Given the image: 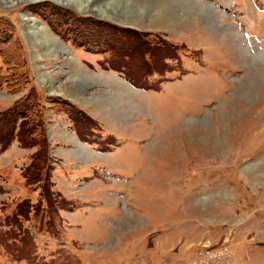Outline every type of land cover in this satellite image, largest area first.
Segmentation results:
<instances>
[{
    "label": "rangeland",
    "instance_id": "1",
    "mask_svg": "<svg viewBox=\"0 0 264 264\" xmlns=\"http://www.w3.org/2000/svg\"><path fill=\"white\" fill-rule=\"evenodd\" d=\"M157 2L0 0V68L92 120L42 103L53 205L0 151V264H264V0Z\"/></svg>",
    "mask_w": 264,
    "mask_h": 264
},
{
    "label": "trees",
    "instance_id": "2",
    "mask_svg": "<svg viewBox=\"0 0 264 264\" xmlns=\"http://www.w3.org/2000/svg\"><path fill=\"white\" fill-rule=\"evenodd\" d=\"M5 65L8 66L4 67L5 72L3 68H0V87L6 86L9 90L16 91L27 88V91L12 105L0 111V151L5 150L14 138L18 140L22 147H36L28 165V168L31 167V171L27 174V180L41 183V196H43L48 204L53 205L52 195L54 198L60 195L59 193H52L50 191L51 182L49 180L50 173H48L49 166L47 164L50 159L48 153L49 144L42 103L47 99L54 105H58L60 111L68 113L78 129V133H81L80 130L84 129L83 126H86L87 122H91L92 120L71 102L60 97L52 98L46 96L41 91H38L34 85L27 87L30 84V77L24 61L20 59L11 61L8 59ZM128 80L132 84H135L134 80ZM80 137L84 139L83 135H80ZM34 206L36 207V204ZM30 207L28 199H24L16 204L15 212L12 215L14 222H11L14 227L17 228L18 225H21L20 218L24 220L29 219Z\"/></svg>",
    "mask_w": 264,
    "mask_h": 264
},
{
    "label": "bare ground",
    "instance_id": "3",
    "mask_svg": "<svg viewBox=\"0 0 264 264\" xmlns=\"http://www.w3.org/2000/svg\"><path fill=\"white\" fill-rule=\"evenodd\" d=\"M10 0H8V2H9ZM56 1H58V0H56ZM139 1V0H138ZM18 2V1H17ZM67 2H73V3H76L77 5H78V7H80V8H82V7H85L88 3H86L87 2V0H67ZM159 2V1H158ZM158 2L157 3H155L156 4V6L155 7H158V10L159 9H161L162 10V6H164V3H165V0H160V3L161 4H159L158 5ZM163 3V4H162ZM131 5V7H133V9H130V10H136V11H142V12H144V11H146L148 8L147 7H142V8H139V7H137V9H136V6L133 4V3H130ZM162 5V6H161ZM184 5V4H183ZM88 7V6H87ZM127 7H129V6H127ZM126 7V8H127ZM135 7V8H134ZM147 8V9H146ZM123 11H124V9H123ZM139 11V12H140ZM129 12V11H128ZM133 12V11H132ZM158 12H156L154 15H155V17L157 16L156 14H157ZM160 13V12H159ZM129 14V13H128ZM140 14V13H139ZM138 14V15H139ZM163 15L165 14V12L163 11V13H162ZM131 15V14H130ZM102 16V15H101ZM160 16H162V15H160ZM135 17V16H134ZM104 18V17H103ZM28 21H32V20H30V19H27ZM121 22V21H120ZM126 22H130L129 20L128 21H126ZM68 81V80H67Z\"/></svg>",
    "mask_w": 264,
    "mask_h": 264
},
{
    "label": "crops",
    "instance_id": "4",
    "mask_svg": "<svg viewBox=\"0 0 264 264\" xmlns=\"http://www.w3.org/2000/svg\"><path fill=\"white\" fill-rule=\"evenodd\" d=\"M61 95H63V94H61ZM63 96H65V95H63ZM67 98H69V97H67ZM51 130H53V129H55V127L53 126V127H51L50 128ZM50 129H49V131H48V133H50ZM76 132V131H75ZM74 132V133H75ZM75 135L77 136V138L79 139V140H81V138L79 137V135L77 134V132L75 133ZM52 137H53V135H52ZM52 137H51V135H50V139H49V135H48V143L50 142V143H52V141H54V139H52ZM49 143V144H50ZM57 145V144H56ZM20 148V147H19ZM50 148V147H49ZM50 153V152H49Z\"/></svg>",
    "mask_w": 264,
    "mask_h": 264
}]
</instances>
